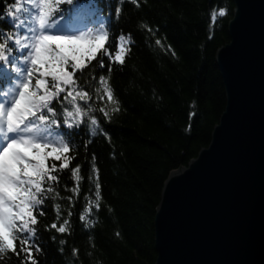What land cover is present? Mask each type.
<instances>
[{"label":"trees","instance_id":"trees-1","mask_svg":"<svg viewBox=\"0 0 264 264\" xmlns=\"http://www.w3.org/2000/svg\"><path fill=\"white\" fill-rule=\"evenodd\" d=\"M11 3L0 0V15L5 4ZM79 3L94 5L97 10L91 19H80L78 26L84 31L91 29L95 34L101 20L111 24L105 44L110 52L115 54L121 35L130 34L131 43L126 45L129 51L124 63L113 61L110 72L105 56L103 69L93 60L82 76L76 74L81 89L86 81L90 85L91 105L97 109L93 115L100 125L95 136L88 134L87 121L79 129L69 153L70 166L59 173L55 192L43 205L44 215H38L36 243L41 251L33 255L38 264H155V217L165 182L172 171L186 167L210 145L226 108L217 52L230 42L229 22L235 4L232 0ZM116 7L121 8L119 16ZM220 8L226 10L223 17L218 14ZM0 28L7 30L9 25L0 21ZM84 46L87 44L82 49ZM101 75L113 91L118 111H112L117 105L109 104L107 97L98 98L103 94ZM101 107L109 117L98 111ZM56 163L59 167L60 162ZM76 165L83 177L78 193L72 191L77 182L71 169ZM65 220L69 223L64 234L51 229L52 223L59 226ZM23 259V254L18 258L9 253L0 264H21Z\"/></svg>","mask_w":264,"mask_h":264},{"label":"snow or ice","instance_id":"snow-or-ice-1","mask_svg":"<svg viewBox=\"0 0 264 264\" xmlns=\"http://www.w3.org/2000/svg\"><path fill=\"white\" fill-rule=\"evenodd\" d=\"M62 5L69 7L64 9ZM120 12L121 8L116 7L117 16ZM96 14L94 5L79 0H12L0 15V21L9 25L7 30L0 28V260L9 253L18 258L23 254L21 264H38L33 255L41 251L36 243L38 215H44L43 205L55 192L59 173L70 166L69 153L81 126L87 121L88 134H97L100 121L93 115L97 109L91 105L92 96L87 90L90 85L86 81L81 89L76 74L82 76L93 60L103 69L105 56L109 72L113 61L123 64L131 36L121 35L113 54L105 47L110 23L101 20L95 34L78 26L81 18L91 19ZM218 14L223 17L226 10L220 8ZM84 43L87 48L82 49ZM99 83L103 94L98 98L107 97L109 104L117 105L112 111H118L106 77L101 75ZM98 111L109 117L105 107ZM193 116L194 112L189 118ZM80 171V165L71 169L77 182L72 189L75 193L83 179ZM92 172H97L94 165ZM95 187L99 201L100 185ZM56 208L59 212V205ZM80 219L85 217L81 215ZM68 223L65 220L58 226L54 222L51 229L64 234Z\"/></svg>","mask_w":264,"mask_h":264},{"label":"water","instance_id":"water-1","mask_svg":"<svg viewBox=\"0 0 264 264\" xmlns=\"http://www.w3.org/2000/svg\"><path fill=\"white\" fill-rule=\"evenodd\" d=\"M211 143L165 182L155 264H264V0H232Z\"/></svg>","mask_w":264,"mask_h":264},{"label":"rangeland","instance_id":"rangeland-1","mask_svg":"<svg viewBox=\"0 0 264 264\" xmlns=\"http://www.w3.org/2000/svg\"><path fill=\"white\" fill-rule=\"evenodd\" d=\"M85 48H87L86 46H84Z\"/></svg>","mask_w":264,"mask_h":264}]
</instances>
